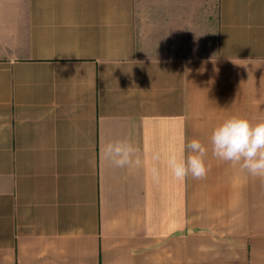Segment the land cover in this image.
<instances>
[{
	"label": "crops",
	"instance_id": "1",
	"mask_svg": "<svg viewBox=\"0 0 264 264\" xmlns=\"http://www.w3.org/2000/svg\"><path fill=\"white\" fill-rule=\"evenodd\" d=\"M234 115L264 120V0H0V264H264V179L211 153ZM192 139L206 177L154 181Z\"/></svg>",
	"mask_w": 264,
	"mask_h": 264
},
{
	"label": "clouds",
	"instance_id": "2",
	"mask_svg": "<svg viewBox=\"0 0 264 264\" xmlns=\"http://www.w3.org/2000/svg\"><path fill=\"white\" fill-rule=\"evenodd\" d=\"M211 153L216 159L239 166L253 177L264 179V120L253 123L241 116H231L213 128L209 137ZM209 149L199 139H192L179 150L166 153L152 151V166L147 169L154 181L160 178V165L169 170L173 179L183 182L188 176L201 180L206 177ZM103 158L116 168L130 172L144 167L140 149L128 139L109 141L101 149Z\"/></svg>",
	"mask_w": 264,
	"mask_h": 264
}]
</instances>
